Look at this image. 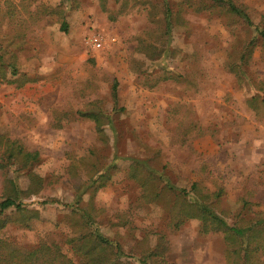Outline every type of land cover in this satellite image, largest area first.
<instances>
[{
    "label": "rangeland",
    "instance_id": "obj_1",
    "mask_svg": "<svg viewBox=\"0 0 264 264\" xmlns=\"http://www.w3.org/2000/svg\"><path fill=\"white\" fill-rule=\"evenodd\" d=\"M239 2L258 23L264 0ZM204 3L209 1L0 0V63L6 66L13 52L18 65L17 75L8 72V80H0V133L39 153L24 169L16 162L0 166V201L5 178L15 177L20 188L42 179L39 192L22 198L39 212L32 227L8 224L0 237L27 247L57 242L76 260L65 239L82 225L66 205L79 195L78 206L121 244L128 264H139L140 252L154 246L158 234L167 241L168 263L226 264L222 232L202 233L195 219L174 227L167 199L143 203L140 187L127 177L129 158H145L174 185L189 188L197 180L213 191L214 183L197 174L207 163L213 181L225 187L219 204L229 224L237 215L264 212V47L252 28L233 33V17L216 6L204 9ZM92 33L104 40L103 47L89 44ZM251 39L238 79L227 64L238 63ZM146 43L157 52L149 55ZM161 48L167 49L165 61ZM138 74L155 84H138ZM114 80L122 108L116 111ZM251 97L263 101L258 113L247 104ZM94 110L113 116L112 126L104 125L105 144L93 121L79 114ZM90 150L110 177L97 190L79 192L88 176L80 171L72 181L67 165Z\"/></svg>",
    "mask_w": 264,
    "mask_h": 264
},
{
    "label": "trees",
    "instance_id": "obj_2",
    "mask_svg": "<svg viewBox=\"0 0 264 264\" xmlns=\"http://www.w3.org/2000/svg\"><path fill=\"white\" fill-rule=\"evenodd\" d=\"M206 1L209 3L202 5L204 9L216 6L233 17L234 20L230 25L233 33L241 32L240 26L252 28L260 37L264 47V15L260 17L258 23H254L245 6L239 0ZM169 12L170 9L166 6L164 33H168L171 27ZM61 30H66L64 22L61 23ZM144 42L142 40V43ZM253 46L254 39L246 41L242 46L238 63L227 64V68L238 79L242 78L241 65L251 53ZM147 48L150 50L149 55H153V51L157 52L158 49L149 43ZM161 49L163 51L160 53V58H162L160 60L165 61L167 49ZM11 54L13 55L10 56L6 66L1 65L2 62L0 63L1 81L8 80L6 77L8 72L12 76L18 74L16 55L13 52ZM135 80L142 85L155 84L140 74L136 75ZM110 97L113 103L112 111L122 110V108H117V82L115 80L111 85ZM262 103L263 101H259L256 97H251L247 101V104L257 113L260 106H263ZM79 114L93 121L97 138L105 144L107 135L104 131V125L112 126V114L101 110L83 111ZM38 154V151L26 150L17 139L0 133V161L3 163L0 166L4 167L16 162L17 169H24L37 160ZM94 156L95 151L90 150L86 156L70 157L67 165L69 179L74 181V178L79 176L80 171H84L88 176L85 181L87 183H82L83 185L77 187L79 192L84 191L82 188L91 186L93 190H97L104 186L110 177L107 173L108 168L98 164V160ZM114 157H117L116 154ZM129 161L127 177L135 181L140 187L139 199L143 203H149L166 198L167 213L171 225L175 227L186 220H198L202 233L222 232L225 242L226 264H264V212H252L250 217L237 215L234 217L233 223L229 224L226 221L227 210L219 204L222 201L221 196L224 194L225 187L222 183L213 181V173H211L209 164L202 163L197 169V174L200 175L201 179H209L214 183L216 189L213 191H209L197 180L192 181L189 188L174 185L163 168L152 167L145 158L130 157ZM36 179L35 186L20 188L15 177L5 178V193L0 201V231L8 224H17L29 229L32 227V222L38 218L39 212L36 209L26 207L22 198L30 192L37 193L42 189V179L39 177ZM79 200L78 195L74 203L66 205L71 208V212L78 213L82 225L76 235L65 239L76 256V260L64 253L57 242L39 241L36 245L27 247L0 237V264H128L121 259L124 255L121 244L99 230V226L93 219V214L78 206ZM243 202L246 203V200L243 199ZM43 203H47V200ZM8 209H12L9 214L6 213ZM166 244L167 241H165L164 236L158 234L154 246L146 247L140 252L139 264H172L168 263L164 256Z\"/></svg>",
    "mask_w": 264,
    "mask_h": 264
},
{
    "label": "built area",
    "instance_id": "obj_3",
    "mask_svg": "<svg viewBox=\"0 0 264 264\" xmlns=\"http://www.w3.org/2000/svg\"><path fill=\"white\" fill-rule=\"evenodd\" d=\"M88 42L93 48H101L104 45V40L95 33L90 35Z\"/></svg>",
    "mask_w": 264,
    "mask_h": 264
}]
</instances>
